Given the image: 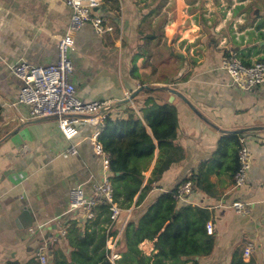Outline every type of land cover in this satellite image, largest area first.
<instances>
[{
  "label": "crops",
  "instance_id": "1",
  "mask_svg": "<svg viewBox=\"0 0 264 264\" xmlns=\"http://www.w3.org/2000/svg\"><path fill=\"white\" fill-rule=\"evenodd\" d=\"M160 2H105L99 11L113 30L101 36L87 24L70 53L75 67L73 81L83 101L113 103L126 99L140 86L166 87L142 91L131 102L111 109L109 115L126 117L128 109H133L142 118L141 108L148 91H157L169 102L174 97L171 103L178 110L177 144L184 158L165 171L146 199L127 209L113 229H118L120 239L125 225L138 220L161 194L198 174L200 165L213 157L225 134L244 131L249 136L254 162L242 192L234 191L233 175L226 169L207 175L205 184L211 186L206 191L193 183L194 206L210 209L217 237L213 253L196 260L198 264H230L235 248L245 245L251 246V256L257 264H264V85L240 90L230 85L220 69L227 52L249 63L264 59V0H227L231 10L222 16V10H217L224 8V0H207V5L216 8L207 12L202 6L193 7L202 0H167L160 12L150 17L154 27L163 21L164 37L173 31V21L179 20L181 27L183 20L191 18L187 24L192 34L182 37L180 33L178 37L173 33V39H179L176 46L185 54V61L176 60L174 76L148 81L144 73L149 68L150 76L155 75L154 60L145 63L141 58L137 61L141 80L135 79L131 76V59L139 37L137 29ZM70 15L63 0H0V264L16 260L26 264L40 250L47 251L52 260L53 248L68 254V240L59 232L64 228L68 232L69 220L77 219L82 224L84 221L77 213L67 214L69 191L92 175L101 177V161L88 139L92 128L85 129L78 140L77 155L60 156L71 143L58 130L56 120L29 121L28 107L12 106L21 88V81L9 69L14 54L26 51V59L37 64L55 62L58 54L52 37L58 29L67 27ZM146 176L150 177V172ZM238 198L251 203L248 214L239 215L231 209ZM24 209L34 218L32 227L23 219ZM140 249L148 256L156 253L153 241L146 240ZM187 260L169 264L192 263Z\"/></svg>",
  "mask_w": 264,
  "mask_h": 264
},
{
  "label": "trees",
  "instance_id": "2",
  "mask_svg": "<svg viewBox=\"0 0 264 264\" xmlns=\"http://www.w3.org/2000/svg\"><path fill=\"white\" fill-rule=\"evenodd\" d=\"M166 3L167 0H161L143 18L137 29L138 41L142 44L133 51L131 59V76L135 79L141 78L137 66L139 59L142 58L145 63L154 58L164 60L162 53L156 54L153 51V44H161L164 37L163 21L154 27L150 15L158 14ZM202 23L206 24V21L202 20ZM168 58L185 61L174 52H170ZM155 92H147L141 108L142 118L133 109H128L126 117L109 115L99 137L111 157L110 180L114 202L124 210L141 204L164 172L184 158L182 148L177 144V107ZM2 113L0 105V119ZM239 146V133L225 134L219 140L213 157L200 165L198 174H192L174 190L161 194L138 220H130L118 240L116 252L121 255L120 259L112 262V252L107 248L108 238L119 234L113 226L108 229L111 222L109 205H99L95 209L97 217L94 220H84L81 226L77 219L66 223L68 232L65 237L70 252L65 254L53 248V264H169V261L183 258L198 264L199 260L196 259L210 256L217 244L215 234L209 235L206 228L213 215L209 208L180 204L175 198V192L187 180H191L198 189L206 191L211 186L205 184L207 175L220 170L226 169L234 176L239 168ZM148 172L150 177L147 178ZM146 240L154 242L156 253L151 256L140 249ZM245 248V245L235 248L230 264H257L255 257L251 256L248 260L244 257ZM7 264L21 263L16 260ZM26 264L40 262L35 256Z\"/></svg>",
  "mask_w": 264,
  "mask_h": 264
},
{
  "label": "built area",
  "instance_id": "3",
  "mask_svg": "<svg viewBox=\"0 0 264 264\" xmlns=\"http://www.w3.org/2000/svg\"><path fill=\"white\" fill-rule=\"evenodd\" d=\"M70 9V20L64 29H58L52 37L55 41L54 49L58 57L55 62L47 65L37 64L26 59V51L14 54L10 64V73L23 82L16 102L12 104L28 107L29 121L45 117H58L57 128L64 139L71 143L60 156L69 157L79 153V139L84 130L92 128L88 136L92 151L102 164L101 177L92 175L86 182L73 187L68 195V213H77L84 220H94L97 217L95 209L99 205H109L110 230L121 215L126 211L118 206L113 199V187L110 177V154L104 149L99 137L106 127L109 111L106 110L107 101H83L78 97L77 87L70 78L74 76V64L70 53L74 50L76 39L80 31L91 25L96 34L105 35L113 28L107 26L106 19L99 11L105 0H63ZM220 69L230 80V85L240 90H252L264 85V59L246 63L236 54L224 55ZM84 135V134H83ZM239 168L233 176V189L241 193L247 186L249 173L252 169L254 158L249 145V136L246 132L239 133ZM175 198L180 204L194 205L195 193L191 181L182 183L175 192ZM251 203L238 198L231 204V209L236 214L246 215L250 212ZM207 233L214 234L215 224L209 221L206 225ZM34 233L35 229H30ZM60 237L67 235V229L59 232ZM119 235L111 236L107 240V248L111 250V261L118 260L120 255L116 252ZM251 246L245 248L244 257L250 258ZM40 264H50L47 251L37 253ZM197 264V263H190Z\"/></svg>",
  "mask_w": 264,
  "mask_h": 264
},
{
  "label": "rangeland",
  "instance_id": "4",
  "mask_svg": "<svg viewBox=\"0 0 264 264\" xmlns=\"http://www.w3.org/2000/svg\"><path fill=\"white\" fill-rule=\"evenodd\" d=\"M224 2L226 3L224 8H221L219 7L217 11H221L222 10V13H221V16L225 13L227 14L228 13V10L230 11L231 10V3L227 2V0H224ZM205 9V11L207 12V10H209V8H213V9H216L215 7H211V5H207V0H202V3L200 5H193V7H201ZM202 9L201 12L204 10ZM254 8H251V13L253 12ZM234 15V14H233ZM191 18L188 17L186 18L185 20L182 21V24H181V27H180V21L179 20H176V22L173 21V24H174V28H173V31L171 32V34L169 35H166V37H164L162 40H161V44H158L157 46H153V51L154 53L157 54V52H160L163 54V58L164 60L162 59H159V60H154L153 62V67L155 68V75H152L150 76V69L147 68V73H144V74H147V75H144V76H147L146 79L149 81V80H163L164 78L166 77H171V76H174L175 75V72L177 70V68H174V64L176 62V59L175 60H169V61H166L168 60V55L170 54V52H174L175 50H180V48L178 46H176V43L179 41L178 38L175 39L174 41V45L172 46L171 45V42L173 40V37H174V32L177 33L178 37L180 36V33L182 34L181 36L184 37L186 36V34L188 33H193V30L191 29H188V26L190 25L189 23L187 24V22H191ZM199 21V20H198ZM200 22V21H199ZM202 22V21H201ZM158 25H160V22L158 23ZM186 28V30L184 28ZM182 28V29H181ZM192 36V35H191ZM142 42L140 41H137V43L134 44V49L138 48V46H140ZM161 45H165L166 47L163 48L161 47ZM186 47V46H185ZM179 48V49H178ZM152 60V61H153ZM139 65L142 67V61L140 60L139 62ZM72 81H73V77L70 78ZM21 81V80H20ZM23 86V82L21 81V87ZM160 95V94H159ZM129 97V96H128Z\"/></svg>",
  "mask_w": 264,
  "mask_h": 264
},
{
  "label": "water",
  "instance_id": "5",
  "mask_svg": "<svg viewBox=\"0 0 264 264\" xmlns=\"http://www.w3.org/2000/svg\"><path fill=\"white\" fill-rule=\"evenodd\" d=\"M174 41L175 39L172 40L171 42V45L173 46L174 45ZM174 54L179 57V58H186L185 54H183L182 52H180L179 50H175L174 51ZM151 89H166V87L164 86H160V85H144V86H140L136 89V91H134L131 95H129V97H127L126 99L122 100V101H116V102H113V103H109L106 107V110L110 111L111 109H113L114 107L118 106V105H121V104H126V103H129L131 102L134 97H136L140 92L142 91H147V90H151ZM172 91L173 94H177L175 90H170ZM174 100V97H171V100L170 102H173ZM58 117H45V118H41V119H38L37 121H49V120H57ZM241 132H244V131H237V133H241ZM12 135V133H11ZM22 216H23V219L25 220V223L32 227L33 226V221H34V218L33 216L31 215L30 211L28 209H24L23 213H22ZM82 225V222L80 223V226ZM60 236V235H59ZM53 256V251L52 249L50 250V257L52 258ZM50 264H53V261L50 259ZM71 264H74V263H71Z\"/></svg>",
  "mask_w": 264,
  "mask_h": 264
}]
</instances>
